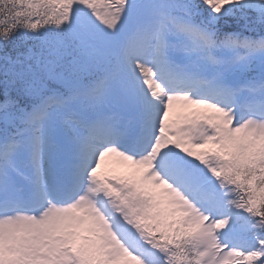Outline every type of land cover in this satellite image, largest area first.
Returning a JSON list of instances; mask_svg holds the SVG:
<instances>
[{
	"label": "snow or ice",
	"instance_id": "6c2138e0",
	"mask_svg": "<svg viewBox=\"0 0 264 264\" xmlns=\"http://www.w3.org/2000/svg\"><path fill=\"white\" fill-rule=\"evenodd\" d=\"M0 264H264V0H0Z\"/></svg>",
	"mask_w": 264,
	"mask_h": 264
},
{
	"label": "rangeland",
	"instance_id": "374dc122",
	"mask_svg": "<svg viewBox=\"0 0 264 264\" xmlns=\"http://www.w3.org/2000/svg\"><path fill=\"white\" fill-rule=\"evenodd\" d=\"M115 164L112 165V167L114 166Z\"/></svg>",
	"mask_w": 264,
	"mask_h": 264
}]
</instances>
